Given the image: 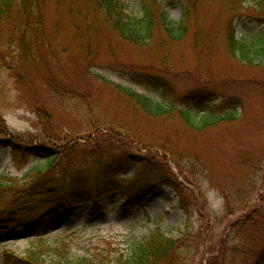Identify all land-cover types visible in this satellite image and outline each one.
I'll return each instance as SVG.
<instances>
[{
    "label": "rangeland",
    "instance_id": "obj_1",
    "mask_svg": "<svg viewBox=\"0 0 264 264\" xmlns=\"http://www.w3.org/2000/svg\"><path fill=\"white\" fill-rule=\"evenodd\" d=\"M123 1L131 16L140 17L137 0ZM55 3L47 0L42 23L59 42L60 51L54 53L60 61L56 74H62L57 88L43 81L45 70L22 87L9 70L18 64L15 41L0 46V181L20 185L33 174L29 168L40 163L34 154L14 163L10 148L15 139L62 152L57 169L82 165L92 154L116 159L125 153L168 166L171 180L157 185L136 208L125 207L111 193L102 201L103 210L87 204L70 220L63 214L51 218L37 233L2 234L0 264H13L4 261L6 253L25 258L39 235L47 244L64 243L63 253L70 258H81L108 242L111 248H127L156 225L169 237L185 234L183 264L238 262L239 255L233 258L229 249L239 240L241 227L248 234L246 213L264 209V51L253 49L264 43V0H162L171 20L186 14L189 31L173 41L156 28L141 45L121 39L102 21H75L78 29L73 31L71 21L58 16ZM229 30L241 44L236 54L227 45ZM77 33L93 49L89 71L78 53L68 50ZM114 84L175 110L149 117ZM36 103L45 111L38 112ZM184 106L221 112L234 108L237 118L197 131L179 117L176 109ZM47 121L61 139L42 134L48 131ZM135 168L118 178L131 177ZM241 182H246L243 197L229 194ZM224 248V255L221 251L213 257ZM60 258L46 255L45 264H64Z\"/></svg>",
    "mask_w": 264,
    "mask_h": 264
},
{
    "label": "trees",
    "instance_id": "obj_2",
    "mask_svg": "<svg viewBox=\"0 0 264 264\" xmlns=\"http://www.w3.org/2000/svg\"><path fill=\"white\" fill-rule=\"evenodd\" d=\"M137 1L140 17L131 16L123 0H55V4L58 16L65 18L62 21H71L73 31L78 29V23L75 21H102L121 39L132 44H144L156 28L162 29L173 41L181 40L188 33L189 23L185 13H182L179 21H173L168 17L162 0ZM46 2L47 0H0V46L8 42V39L15 41V58H18V64L16 67L11 65L9 70L22 87L31 84L34 75L39 73L38 70L48 72L43 79L45 83L53 88L59 86L58 76L61 78L62 74L61 71L60 75L56 72L60 70V61L54 54L60 51L56 49L59 45L58 38L46 32L42 23ZM6 26H9L10 30L4 33L1 29ZM226 38L228 48L236 54L241 44L231 30L227 32ZM71 39L68 50L76 51L83 67L89 71V65L94 63L92 46L85 43L78 33ZM62 44L67 46L69 43ZM263 44H257L261 46L253 49L264 51ZM114 86L149 117L160 118L175 110L173 105L155 102L130 88L118 84ZM60 87L64 88V85L60 84ZM55 91L63 93L59 89ZM35 107L38 112L45 111V108L37 103ZM176 111L187 126L197 131L237 118L234 108L221 112L210 106L204 111L184 106ZM40 121L43 122L44 119L40 118ZM46 126L48 131L42 133L46 138L52 141L61 139L48 121ZM10 149L12 160L16 164L21 163L24 157L29 158L31 154L39 158L40 163L29 168L33 174L20 185L12 184L8 180L0 181V235H21L26 230L37 233L51 218L63 214L70 220L79 206L87 204L103 210L102 201L111 193H117L124 200L125 207L136 208L157 185L167 184L168 180H171L166 175L171 171L168 166L161 167L146 156L135 157L122 153L121 157L112 159L97 153L86 157L82 165L66 164L57 169L63 156L62 152L47 146L33 147L24 139L12 141ZM132 165L136 166L132 176L119 179L118 175ZM245 184L246 182L237 183V187H234L233 192L229 191V194L242 198ZM226 198V204L229 205L228 195ZM245 217L249 226L248 234L241 232L244 229L241 227L239 240L229 249L230 255L233 258L239 255L235 264H264V209L257 211L252 208ZM183 235L185 236L180 234L178 238L169 237L156 225L144 240L133 242L127 248H111L108 242L104 249L92 251L81 258H70L63 253L64 243L47 244L46 239L39 235L25 258L13 257L12 254L6 253L4 261L13 264H45L48 255L51 259L61 257L59 260L64 264H183V254L187 250V247L182 245L185 239ZM226 251V248L220 249L217 256L213 257L224 255Z\"/></svg>",
    "mask_w": 264,
    "mask_h": 264
}]
</instances>
